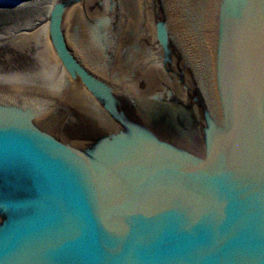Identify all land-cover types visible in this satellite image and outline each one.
<instances>
[{
	"label": "water",
	"instance_id": "95a60500",
	"mask_svg": "<svg viewBox=\"0 0 264 264\" xmlns=\"http://www.w3.org/2000/svg\"><path fill=\"white\" fill-rule=\"evenodd\" d=\"M0 264H264V0H0Z\"/></svg>",
	"mask_w": 264,
	"mask_h": 264
}]
</instances>
